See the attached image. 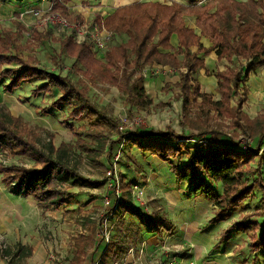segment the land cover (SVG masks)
<instances>
[{
    "label": "trees",
    "instance_id": "trees-1",
    "mask_svg": "<svg viewBox=\"0 0 264 264\" xmlns=\"http://www.w3.org/2000/svg\"><path fill=\"white\" fill-rule=\"evenodd\" d=\"M50 1L51 13L61 14L67 19L81 18L78 15L71 17L68 8L71 0ZM185 17L196 19L198 32L187 25ZM93 21L106 31L125 35L126 40L110 47L102 62L95 57L88 42L78 43L71 33L61 36L59 54H67L74 59L72 68L77 73L111 84L119 93L125 94L130 115L134 114V109H146L153 104L144 87L146 78L143 70L153 65L171 67L179 81L176 84L167 83L162 90L175 88L179 92L175 98L181 103L178 119L180 133L169 125L145 133L137 129L119 131L118 120L110 116L106 109L95 105L67 76L33 66L10 53V49L16 48L11 32L0 37V85L4 92L13 93L24 83L43 80V84L35 88L31 95L38 98L39 94L51 95L52 90L57 89L59 97L50 106L40 108L41 114L49 116L54 109H69L66 120L81 123V126L75 128L67 123V127L78 138V147L93 165L103 166L99 158L106 153L108 159H112V146L127 141L142 153L156 156L167 164L177 183L186 184L187 197L200 195L215 206L212 223L227 221L234 210L254 198L259 190L261 208L229 226L219 243L229 240L231 232L256 233L260 229L248 247L252 253L261 252L264 256V220L252 219L257 216L264 219V114L252 119L244 110L249 93L245 82L255 70L264 68V0H184L169 4L136 2L123 5L106 18L96 14ZM15 24L18 30L24 29L23 24ZM51 34L52 29L43 36L36 34L35 38H48ZM174 35L177 36V47L170 43ZM202 38L211 43L209 48L203 46ZM192 48H197V51L193 52ZM160 49L168 51L161 52ZM213 51L218 60L225 58L231 61L235 58L245 61L244 65L240 63L239 69L228 67L214 74L217 77L216 90L220 95L218 100L214 99L213 93L202 90L197 77L206 65L199 54L208 56ZM11 64L18 67L2 68ZM4 109L0 106V148L33 161L32 167L0 163V182L11 195L32 197L43 211H56L75 200L72 188H98L103 185L100 181L83 177L77 167L70 164L69 147L65 144L55 147L50 139L48 153L39 150L36 133L19 117L6 114ZM106 126L116 130L115 138L110 141H104L100 135ZM82 130L97 145L83 141L80 138ZM226 134L252 140L253 145L244 148L235 142L230 146H223L217 140L208 143L212 136ZM187 141H196V144L191 148ZM184 155L187 161L182 164ZM246 173L256 177L249 181ZM110 180L109 214L129 213L142 229L156 235L170 229L165 218L151 216L143 208L131 205L133 194L128 179L115 177L112 172ZM220 184L222 192L218 191ZM87 244L97 249L100 245L94 234L76 238L75 254L69 264H86L89 256ZM114 247V241H109L101 249L102 257L115 258Z\"/></svg>",
    "mask_w": 264,
    "mask_h": 264
},
{
    "label": "rangeland",
    "instance_id": "rangeland-1",
    "mask_svg": "<svg viewBox=\"0 0 264 264\" xmlns=\"http://www.w3.org/2000/svg\"><path fill=\"white\" fill-rule=\"evenodd\" d=\"M0 1L2 2L0 3V37L11 32L15 39L16 48L10 49V53L16 54L33 66L43 67L49 71L60 72L62 76H67L79 89L83 90L95 105L106 109L110 116L115 117L119 122V127L122 126L123 132L137 129L141 130V133H145L152 128L164 129L168 125L178 133L181 132L178 125L181 106L180 101L175 98L176 93L172 92L174 88L162 91L163 93H159L153 100L152 105L143 110L135 109L134 114L130 115L125 94L119 93L118 89L111 84L91 80L81 73H77L72 68L74 59L67 54H59L61 36L72 32L67 29L63 32L58 21H55L53 26L47 25L43 28L45 25L40 24V20L35 19V13L40 12L47 15L51 13L50 10H45L44 6H36L33 9L30 7L29 11L24 10L26 8L23 9V6L31 4L26 3L27 0ZM142 1L134 0L131 4ZM160 1L168 4L172 1L184 2V0ZM72 2L68 4L71 17L78 15L81 17L79 20L67 19L59 14L71 25L82 23L93 26L95 25L93 19L96 14L102 15V17L106 16L107 6L102 1L87 0L84 2L76 1L78 3H75L72 0ZM28 14L33 17L31 23L25 20V15ZM16 21L22 22L24 29L18 30L16 26H13L12 23ZM100 27L98 26L100 29L98 31L108 37L106 55L110 47L126 40L125 35H116ZM47 29H52L51 37H42L48 31ZM36 34H41V38H35ZM85 42L90 44L93 51V43ZM93 53L95 52L93 51ZM106 55L103 59L98 58L97 54L95 57L104 62ZM208 63L211 67V62ZM240 63L244 65L245 61L238 59V63L234 64L236 69H239ZM154 66L159 68L161 65H153L152 67ZM15 67L18 66L11 64L4 65L2 68ZM152 67L146 69H152ZM3 82L7 83L6 80ZM43 82V80L38 79L24 83L21 88L9 94L5 93L0 85V106L5 108L6 114L11 113L29 125L30 129L37 135V148L39 150L48 153L50 139L55 147L65 144L67 148L69 147L70 164L77 167L78 172L83 177L100 181L103 185L98 188L74 187L71 189L76 194L73 202L56 211H43L32 197L23 198L11 195L0 182V264H69L75 254V239L92 234L100 245L98 249L90 244L86 245L89 252L86 264H138L135 260L136 255L132 256L129 249L139 250L144 243L146 244L144 249L147 253L141 260V264H153L167 252L177 254L183 260L182 264H190V262L194 264H252L253 261L255 264H264V256L261 252L254 254L248 247L253 237L259 234L260 229L256 233L237 234L231 232L229 240L219 243L224 231L229 226L240 221L243 216L253 214L261 208V192L259 190L255 192L254 198L245 201L240 208L234 210L226 223L212 224L211 221L202 218L200 219V229L186 234L175 232L167 219V225L171 226L167 231L168 233L152 235L151 232L142 229L137 219L129 213L109 214L111 194L108 192L112 172H114L115 177L124 176L131 183L133 194L130 200L131 205L143 208L151 216H156L158 211L157 205L154 206L157 197L163 196L158 181L168 177V173L156 164L157 162L150 154L142 153L127 141L115 143L112 146L114 153L112 159H108L106 153L99 158L103 166L93 165L78 147V138L67 127V123H71L75 128L81 126V123L66 120L69 109H54L49 116L41 114L40 108L50 106L59 97L57 89H53L51 95L39 94L38 98L32 96L31 92ZM207 88L209 85L206 84L202 87L205 91H208ZM215 91L217 90L215 89ZM258 96L263 98L264 90L259 92ZM214 98H220L218 92L214 94ZM262 100L260 99V104H262L261 111L263 113L258 115L264 114V99ZM248 108L250 107L246 108L247 111ZM100 132L104 141H110L116 135V130L112 126H106ZM81 133L80 138L83 141L97 145L92 137L85 135L83 130ZM222 137H228L236 144L248 140L236 134L232 137L227 134L218 135L215 139L219 140ZM195 142L187 141L186 144L193 148ZM186 161L187 157L184 155L181 163L184 164ZM0 163L5 166L11 164L23 167L33 166V161L30 159L13 153L10 154L1 148ZM245 176L249 181L256 177L252 173H246ZM218 191L222 192L221 184L218 186ZM205 202L208 201L205 200ZM168 216V219L174 222L172 213H168ZM252 219L259 220V222L264 220L258 216ZM112 240L115 244L114 248H116V257L103 258L101 249H104Z\"/></svg>",
    "mask_w": 264,
    "mask_h": 264
},
{
    "label": "crops",
    "instance_id": "crops-1",
    "mask_svg": "<svg viewBox=\"0 0 264 264\" xmlns=\"http://www.w3.org/2000/svg\"><path fill=\"white\" fill-rule=\"evenodd\" d=\"M73 1H75V3H78L80 1L84 2L87 0H73ZM99 1L104 2L107 6V13L105 12L106 16L102 17L101 15L102 18H106L112 13H114L117 8H120L123 5H129L134 0H99ZM150 1L161 2L160 0H150ZM150 1L145 0L142 2H150ZM0 3L2 2L0 1ZM26 3H31V4L29 6H25V7L23 6V9L26 8L24 10H28L30 7L33 9L36 6H41V7L44 6L43 8L45 10L46 9L50 10V6H51L50 0H27ZM70 3H73L72 0ZM185 19L187 25L198 32V29L196 28L195 25L196 19L193 17H185ZM25 20L28 23L33 22L32 15L30 14L25 15ZM15 23H20V22L19 21L13 22L12 23L13 26H16ZM170 43L173 47H177L178 40L176 35L171 37ZM202 43L205 48H209V46L211 45V43L205 38H202ZM160 51L166 52L168 50L160 49ZM192 51L193 52L197 51V48H192ZM199 56L204 59L206 65H205V69L199 71L197 77L202 87H204L205 84L209 85V88H207L208 91L206 92L215 94L217 92L215 91L217 86V77L214 76V74L216 72H222L226 70L228 67H234V64L238 63V60H236L235 58H232L231 61H227L225 58L222 60H218L215 51L211 52L208 56H204L203 53H200ZM208 62H211L210 65L211 67H209ZM162 67L163 68L161 70H157L155 66L152 67V69L144 70V76L146 78L144 87L146 93H148V97L152 100L156 99L159 93L164 92L162 89L167 83L176 84L179 81V77L175 75V70H173L169 66H162ZM245 86L249 90V93L247 94V101L245 102L244 110L248 114L249 118L254 119L255 116L263 113L261 111L262 104H260V99L262 100L264 99V97L260 98V96H258V93L259 92L261 93L262 90H264V68L261 67L255 70L251 74L249 79L245 82ZM203 91H205V89ZM172 92L176 94L178 93L175 88L173 89ZM214 99L217 100L218 98H214ZM247 107H250L248 108V111L246 110ZM217 142L223 146H230L233 144L228 137H224V138L222 137L219 140L217 139ZM152 158L154 159V161L157 162L156 163L157 165H160L161 168L168 173V177L162 178L161 180L158 181L159 184L158 186L160 187V192L163 194V196L157 197L156 203L154 204V206L157 205L156 207L158 210L156 212L155 217H163L167 219L174 228L175 232H178L179 234H186V233L198 231L201 225L200 219L202 218H206L208 221H211L212 223V219L214 218V214L216 210L215 206H213L208 202H205L204 198L200 195L196 197L188 198L185 194L186 184L185 183L178 184L173 173H171V171L169 170L168 165L160 161L156 156L155 157L152 156ZM168 213H172L174 222L168 219L169 217ZM227 221H225V223ZM168 227L171 228V226ZM151 234L153 235L155 233H151ZM189 238L191 239L192 236Z\"/></svg>",
    "mask_w": 264,
    "mask_h": 264
},
{
    "label": "built area",
    "instance_id": "built-area-1",
    "mask_svg": "<svg viewBox=\"0 0 264 264\" xmlns=\"http://www.w3.org/2000/svg\"><path fill=\"white\" fill-rule=\"evenodd\" d=\"M57 13H50V14H42L40 12H36L35 13V19L40 20V24L45 25L43 28L47 27V25H54L55 21H58V23H60V26L64 32L65 29H67L68 31L72 32L74 34V37H76V41L78 43L80 42H85V41H90L93 46V51L95 52V54H97L98 58H104V56L106 55V41L108 39L107 36H105L103 33L98 31V26L100 27V25L95 22L93 26H89L88 24H76V25H71V23H69L66 19L64 20L63 18H61L59 16V14ZM98 25V26H97ZM101 28V27H100ZM104 29V28H102ZM100 30V29H99ZM105 30V29H104ZM162 67L160 66L159 68H157V70H161ZM119 131L123 132V128L122 126H120ZM215 137L213 138V136L211 138H209L208 143L212 144V141L214 142ZM216 140V139H215ZM203 142V141H201ZM253 145V141L252 140H247V142L245 141H241L240 146L246 148V147H251ZM246 146V147H245ZM262 152V149H261ZM116 193H119V188H117ZM144 246H146V244L144 243L143 246H141V248L135 251L133 248H130V254L132 256H135V260L138 264H141V260L144 258L145 254L147 253L144 249ZM137 252V253H136ZM183 260L179 258V256L175 253H165L164 256L160 259H158L156 262H154L153 264H182ZM190 264H194L193 262H190Z\"/></svg>",
    "mask_w": 264,
    "mask_h": 264
}]
</instances>
